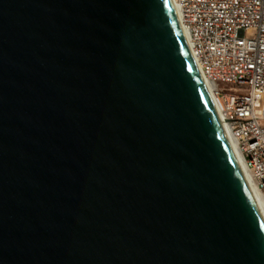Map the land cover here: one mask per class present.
Here are the masks:
<instances>
[{
  "label": "water",
  "instance_id": "water-1",
  "mask_svg": "<svg viewBox=\"0 0 264 264\" xmlns=\"http://www.w3.org/2000/svg\"><path fill=\"white\" fill-rule=\"evenodd\" d=\"M0 264H264L173 0H0Z\"/></svg>",
  "mask_w": 264,
  "mask_h": 264
},
{
  "label": "built area",
  "instance_id": "built-area-1",
  "mask_svg": "<svg viewBox=\"0 0 264 264\" xmlns=\"http://www.w3.org/2000/svg\"><path fill=\"white\" fill-rule=\"evenodd\" d=\"M223 127L264 198V0H173Z\"/></svg>",
  "mask_w": 264,
  "mask_h": 264
},
{
  "label": "bare ground",
  "instance_id": "bare-ground-1",
  "mask_svg": "<svg viewBox=\"0 0 264 264\" xmlns=\"http://www.w3.org/2000/svg\"><path fill=\"white\" fill-rule=\"evenodd\" d=\"M177 15H178V13H177ZM178 19H179V16H178ZM179 22H180V20H179ZM182 30H183V34H184L185 40H186V42H187V44H188V46L190 48V39H189L188 33L186 32V30H184V28H182ZM196 65H197V63H196ZM197 67H198V65H197ZM202 79H203L204 84H205V86L207 88V91L209 93V96L211 98L213 106H214V108H215V110H216V112H217V114H218V116H219V118L221 120V123L223 125V122H222V119H221V116H220L219 110H218L219 107L217 106L216 99H215V97H214V95L212 93L213 85H212V83L210 81L205 79L203 76H202ZM223 128H224V131H225L226 138H227V140H228V142H229V144L231 146L232 152H233V154L235 156V159H236L238 165L240 166L242 172L244 173V176H245V178L247 180L248 186H249L254 198L258 202L262 212L264 213V198L261 195V193L259 192V190L257 189L256 181L253 178L250 170L248 169V167L246 165L245 159H244V157L242 155V152H241V150H240V148L238 146V142H237L236 138L231 134V132L228 129L225 128V125H224Z\"/></svg>",
  "mask_w": 264,
  "mask_h": 264
}]
</instances>
